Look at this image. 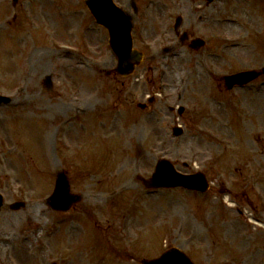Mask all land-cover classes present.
Masks as SVG:
<instances>
[{
	"label": "rangeland",
	"instance_id": "1",
	"mask_svg": "<svg viewBox=\"0 0 264 264\" xmlns=\"http://www.w3.org/2000/svg\"><path fill=\"white\" fill-rule=\"evenodd\" d=\"M115 1L144 53L129 77L84 0H0V264H264V75L224 81L264 68V0ZM162 159L211 188L148 189ZM60 174L81 196L66 212Z\"/></svg>",
	"mask_w": 264,
	"mask_h": 264
},
{
	"label": "water",
	"instance_id": "2",
	"mask_svg": "<svg viewBox=\"0 0 264 264\" xmlns=\"http://www.w3.org/2000/svg\"><path fill=\"white\" fill-rule=\"evenodd\" d=\"M97 22L108 28L111 35V46L120 59V71L127 75L134 69V65L141 60V55L132 51V39L130 37L131 25L126 13L118 8L113 0H85ZM202 43L199 42V45ZM196 46L197 47H199ZM256 74H240L227 79L229 88L235 84H242L255 78ZM8 98L0 97L1 103H8ZM154 187H177L183 186L189 189H200L205 191L208 187L203 176H184L177 173L171 163L161 161L153 179ZM68 182L64 175L58 178L56 191L50 199L52 207L58 210L69 209L75 200L68 194ZM3 204L0 196V209ZM143 264H192L182 252L173 249L166 252L160 259L144 261Z\"/></svg>",
	"mask_w": 264,
	"mask_h": 264
},
{
	"label": "bare ground",
	"instance_id": "3",
	"mask_svg": "<svg viewBox=\"0 0 264 264\" xmlns=\"http://www.w3.org/2000/svg\"><path fill=\"white\" fill-rule=\"evenodd\" d=\"M261 20H262V17H261V15H259L257 18H256V20H255V22L257 23L258 21H260L261 22ZM232 23H229V25H231ZM237 45H238V43L236 42V43H233L232 44V46L233 47H237ZM235 48H233L234 50H235ZM237 49H242L243 51L245 50V52L247 51L248 52V48L245 46H242V45H239L238 47H237ZM236 49V50H237ZM168 52L170 51V50H167ZM248 144V143H247ZM138 156L140 157V158H142L143 157V154H142V151H140V150H138ZM138 157V158H139ZM40 209H41V206L40 205H38V206H36V211H35V213L36 214H38V213H40ZM36 217L38 218V215H36Z\"/></svg>",
	"mask_w": 264,
	"mask_h": 264
}]
</instances>
